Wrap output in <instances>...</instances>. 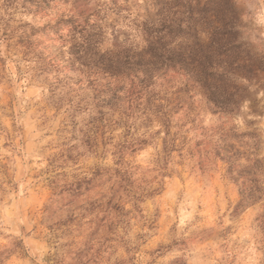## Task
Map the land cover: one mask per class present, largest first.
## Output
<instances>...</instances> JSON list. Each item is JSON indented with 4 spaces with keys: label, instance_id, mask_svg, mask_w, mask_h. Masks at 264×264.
<instances>
[{
    "label": "rangeland",
    "instance_id": "obj_1",
    "mask_svg": "<svg viewBox=\"0 0 264 264\" xmlns=\"http://www.w3.org/2000/svg\"><path fill=\"white\" fill-rule=\"evenodd\" d=\"M188 2L206 0H0V264H264V0L213 3L233 19L239 89L230 114L191 91L169 157L156 104L184 78L146 96L134 64L75 48L90 26L95 51L124 60Z\"/></svg>",
    "mask_w": 264,
    "mask_h": 264
},
{
    "label": "trees",
    "instance_id": "obj_2",
    "mask_svg": "<svg viewBox=\"0 0 264 264\" xmlns=\"http://www.w3.org/2000/svg\"><path fill=\"white\" fill-rule=\"evenodd\" d=\"M214 2L215 0H206L200 7L194 6L191 2L186 3L182 16L174 20L161 21L155 28L156 35L147 41L146 47L141 51L128 53L124 60L95 51L94 44L98 32L89 29L92 27L81 24L75 27L79 28L80 40L75 48L80 53L81 64H100L103 69H106L104 64L108 67L120 62L134 64L140 71V77L137 76L138 83L146 96L153 91L156 82L168 73L184 78V85L180 89L186 93L183 98L170 109H167L168 104L161 102L156 104L157 119L165 129L162 139L163 151L168 157L173 151H180L184 147V144L178 142L180 139L178 133L171 132L173 126L171 114L183 107L186 108L185 111H191L193 104L191 98L194 94H191V91L195 88L201 91L213 114H230L239 89L230 73L244 69L245 65L236 62L237 57L232 55V51L240 47L233 36V19L232 16L226 19L220 16L212 7ZM195 10L198 12L197 16H194ZM197 26L207 29L201 37L195 35ZM178 34H188L191 42L183 44L177 40L173 47H169L168 42L164 40L165 35L176 37ZM90 54L94 58L87 56Z\"/></svg>",
    "mask_w": 264,
    "mask_h": 264
},
{
    "label": "water",
    "instance_id": "obj_3",
    "mask_svg": "<svg viewBox=\"0 0 264 264\" xmlns=\"http://www.w3.org/2000/svg\"><path fill=\"white\" fill-rule=\"evenodd\" d=\"M237 8H238L239 13H242L245 11V9H243L242 7L237 6Z\"/></svg>",
    "mask_w": 264,
    "mask_h": 264
}]
</instances>
